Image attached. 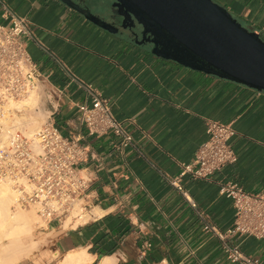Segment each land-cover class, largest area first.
Here are the masks:
<instances>
[{"label":"crops","instance_id":"0c3cea01","mask_svg":"<svg viewBox=\"0 0 264 264\" xmlns=\"http://www.w3.org/2000/svg\"><path fill=\"white\" fill-rule=\"evenodd\" d=\"M214 1L264 39V0ZM5 7L33 23L26 48L55 98L49 118L66 135L83 134L81 143L104 156L101 163L80 164L91 179L90 216L78 227L50 224L55 252L85 250L89 264L109 256L116 264H235L221 239L203 228L206 221L264 263V238L229 232L235 209L219 192L230 181L264 193V91L157 56L61 0H0L1 24L9 23ZM80 81L109 99L132 135L131 146L114 149L118 138L111 132L86 135L76 106L90 98ZM209 119L233 127L236 160L207 178L180 176L206 140ZM176 176L196 209L168 182ZM145 242L150 247L143 251Z\"/></svg>","mask_w":264,"mask_h":264},{"label":"built area","instance_id":"2783aa9c","mask_svg":"<svg viewBox=\"0 0 264 264\" xmlns=\"http://www.w3.org/2000/svg\"><path fill=\"white\" fill-rule=\"evenodd\" d=\"M4 17L9 23H0V176L7 179L17 192L14 208L34 206L46 227L50 224L64 227L68 218L67 227L81 226L88 221L84 216L91 209L88 198L91 179L83 173L80 164L88 160L101 163L104 156L81 143L83 134L66 135L51 119L41 124L31 136L11 135L6 130L5 118L13 112L19 113L9 102L38 90L43 77L26 48L25 38L34 39L33 23L8 7L4 8ZM79 84L90 98L89 102L83 101L76 106L78 122L86 135L99 137L111 132L118 138L113 143L114 149L131 146L132 135L123 122L114 117L109 99L91 84L82 81ZM205 125L207 138L198 147L193 160L182 165L180 176L189 173L196 178H207L236 160V153L229 144L234 134L231 124L209 119ZM168 182L196 209V203L180 184L179 176L170 177ZM219 192L231 198L235 209L229 232L264 238V193L245 191L230 181L221 183ZM197 213L202 218L203 212L197 210ZM203 228L221 239L229 262L264 264L245 254L208 222L205 221ZM143 247L144 251L150 243L145 242Z\"/></svg>","mask_w":264,"mask_h":264},{"label":"water","instance_id":"95a60500","mask_svg":"<svg viewBox=\"0 0 264 264\" xmlns=\"http://www.w3.org/2000/svg\"><path fill=\"white\" fill-rule=\"evenodd\" d=\"M61 1L157 56L264 91V39L214 0H93L98 14Z\"/></svg>","mask_w":264,"mask_h":264},{"label":"bare ground","instance_id":"6f19581e","mask_svg":"<svg viewBox=\"0 0 264 264\" xmlns=\"http://www.w3.org/2000/svg\"><path fill=\"white\" fill-rule=\"evenodd\" d=\"M38 100L39 91L34 89L26 97L9 102L12 108L19 111V113L13 112L8 115L3 122L11 135L31 136L39 128V115L41 114L35 112ZM16 199V190H12L7 179L0 177V237L4 236L6 240L8 239L7 242L0 241V264H17L20 259L29 254H27L29 251L27 249L30 246H26V240L22 239L24 237L22 235L30 231L33 213L18 207L11 210V214L10 204ZM89 216L90 214L87 213L84 220ZM68 224L66 220L64 226ZM29 237L32 238L30 235ZM91 261L92 257L85 250H80L66 253L59 264H89ZM98 264H116V258L114 256L105 257Z\"/></svg>","mask_w":264,"mask_h":264},{"label":"rangeland","instance_id":"374dc122","mask_svg":"<svg viewBox=\"0 0 264 264\" xmlns=\"http://www.w3.org/2000/svg\"><path fill=\"white\" fill-rule=\"evenodd\" d=\"M100 3H103V6L108 7L110 6L111 0H98ZM85 4H88L90 6V10L94 14H98V11L94 8V2L93 0L87 2ZM44 86L41 85L40 88L38 89L39 91V100H38V105L36 106L35 112L40 113L41 116L39 115V122L40 125L46 122L47 120H50L49 114L50 111L52 110V106L55 104V98L54 96L50 93V91H47L46 89L43 88ZM1 177V176H0ZM3 178V177H1ZM5 179V178H3ZM6 180V179H5ZM8 181V180H7ZM10 184L12 190L14 189L11 185V183L8 181ZM16 196V195H15ZM13 204H10V213L11 210H15L16 208L13 207ZM24 210H29L33 213L32 215V223H31V228L30 231L27 232L32 238L30 239L29 235L23 234L22 239L26 240V246H30L27 249V254L28 256H24L22 259L19 260L17 264H58V261L61 259L62 255L58 254L55 252L53 249V244H52V232L49 227H46L45 224L40 220V218L36 214V210L34 206H27L23 207ZM12 214V213H11ZM85 217V216H84ZM87 219V218H86ZM85 219V220H86ZM67 222H70V219H67ZM67 227V226H64ZM32 232V233H30ZM2 235V234H1ZM27 235V236H26ZM33 235V236H32ZM2 237V236H1ZM0 237V238H1ZM3 239V240H1ZM0 241L7 242L6 237H2ZM33 240V241H31ZM33 246V247H31Z\"/></svg>","mask_w":264,"mask_h":264},{"label":"flooded vegetation","instance_id":"af4514ba","mask_svg":"<svg viewBox=\"0 0 264 264\" xmlns=\"http://www.w3.org/2000/svg\"><path fill=\"white\" fill-rule=\"evenodd\" d=\"M139 39H140V37H139Z\"/></svg>","mask_w":264,"mask_h":264}]
</instances>
